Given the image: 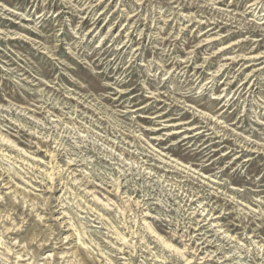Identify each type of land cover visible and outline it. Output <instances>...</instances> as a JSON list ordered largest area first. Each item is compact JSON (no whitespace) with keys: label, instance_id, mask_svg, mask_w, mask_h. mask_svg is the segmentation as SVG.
<instances>
[{"label":"rangeland","instance_id":"1","mask_svg":"<svg viewBox=\"0 0 264 264\" xmlns=\"http://www.w3.org/2000/svg\"><path fill=\"white\" fill-rule=\"evenodd\" d=\"M187 263L264 264V0H0V264Z\"/></svg>","mask_w":264,"mask_h":264},{"label":"bare ground","instance_id":"2","mask_svg":"<svg viewBox=\"0 0 264 264\" xmlns=\"http://www.w3.org/2000/svg\"><path fill=\"white\" fill-rule=\"evenodd\" d=\"M90 1V0H89ZM92 4V3H91ZM180 5V4H179ZM86 6V5H85ZM254 6V5H253ZM132 18V17H131ZM220 69V68H219ZM239 91V89L237 90V92ZM236 94V93H235ZM234 95V94H233ZM4 140V139H3ZM202 154H203V152H202ZM202 211V210H201ZM123 241H124V239H122ZM67 253V252H66ZM70 256V255H69ZM19 257H21V256H19ZM65 259V258H64ZM188 263H190V262H188ZM187 263V264H188Z\"/></svg>","mask_w":264,"mask_h":264}]
</instances>
